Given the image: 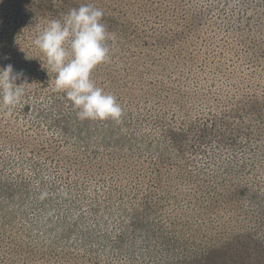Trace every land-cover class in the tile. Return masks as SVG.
Returning <instances> with one entry per match:
<instances>
[{"label":"rangeland","instance_id":"1","mask_svg":"<svg viewBox=\"0 0 264 264\" xmlns=\"http://www.w3.org/2000/svg\"><path fill=\"white\" fill-rule=\"evenodd\" d=\"M54 1L0 0V66L12 64L15 71L24 73L17 84L26 82L25 94L12 109L16 122L9 126L11 133H32L44 119L42 106L34 102L53 101L57 111L68 114L70 123L40 125L52 142L91 129L90 143L99 140L128 166L140 162V175L152 172L155 178L136 184L135 178L128 176L122 181L124 188L117 189L97 183L98 177L83 185L90 188L88 196L71 204L76 212L72 215L83 221L73 220L71 230L67 226L72 222L69 210V220H61L53 228L50 243L67 246L66 250L73 246L90 256H95L100 244H107L113 258L105 257L113 264H156L153 257L162 253L159 250L154 249L152 255L144 244H136L134 253L129 249L136 233L130 223L135 216L131 207L134 200L148 197L147 201L151 198L157 206L166 200L162 212L152 215L154 223L169 220L171 196L176 192L167 172L183 168L191 175L187 178L190 183L199 178L225 186L220 191L225 199H242L234 211L224 207L216 214L207 209L200 217L191 213L193 220L199 218L201 230H208L207 235L218 241L231 235H216L214 229L221 227L252 232L239 241L232 237L227 241L251 245L245 257L264 263V0ZM82 3L103 10L102 22L115 37L108 41L110 61L98 65L92 79L117 97L123 107L119 121L74 120L77 110L65 92L55 89L56 74L32 43L50 20L62 19ZM63 128L68 130L66 136ZM0 147L18 154L10 143ZM35 169L40 170L38 165ZM162 176L167 185L159 187ZM163 177L160 183L165 181ZM111 179L117 181L112 175ZM186 192V196L177 197L180 202L194 200L193 193ZM120 193H124L122 201L112 197ZM67 208L62 205L60 209ZM60 209L55 216H61ZM94 212L102 214L105 223L84 229L96 221L93 217H99ZM108 221L115 227L107 226ZM112 228L114 231H109ZM100 230L105 233L103 239L98 237ZM121 231L126 243L115 238ZM120 247L125 250L117 251ZM69 260L73 264L92 262Z\"/></svg>","mask_w":264,"mask_h":264},{"label":"trees","instance_id":"2","mask_svg":"<svg viewBox=\"0 0 264 264\" xmlns=\"http://www.w3.org/2000/svg\"><path fill=\"white\" fill-rule=\"evenodd\" d=\"M55 3L57 0L54 1ZM79 6L77 4V7ZM172 58L174 57L172 56ZM34 103L42 106L44 119L29 134H25V132L23 134L11 133L13 130L9 126L11 122H16L13 111H8L6 107L0 105V116H2L0 123L4 122L0 129V144L10 143L18 150V154H16L13 150L0 147V150H4L3 153H0V264H73L69 260L70 257L74 259V262L80 263L92 261L91 264H113L112 260L105 257L108 255L113 258L108 251L111 247L107 244H100L99 249L94 253L95 256H90V252L88 254L73 246L69 250L65 249L67 246H53L54 243H50L51 234L55 231L53 228L61 220L72 219V222L67 226L74 230L73 220L83 221L79 220L77 215H72L76 212L71 210L73 208L71 204H78L80 196H88L87 192L90 191V188L83 185L97 179L96 177L99 178L97 183H108L114 185L116 189L124 188L122 181L128 176L134 177L136 184L155 177L151 176L152 172L140 175L142 169L140 162L128 166L121 157L110 148L107 149L99 140L90 143L91 129L86 133L74 136L77 137L76 139L60 137L52 142L50 136L43 132L40 125L49 123L62 127L61 124L68 125L70 123L69 116L67 113L57 111L58 105L53 101ZM76 119L82 122L77 115L74 117V120ZM85 121L90 122L87 119ZM62 130L65 133L68 132L66 128ZM66 135L67 133L63 136ZM46 144L48 145L46 146ZM8 164L13 165L4 170V166ZM36 165L40 168L39 172L35 169ZM109 174L117 181H113ZM189 176L191 175H188L183 168L169 169L167 172L168 179L173 178V190L176 192V196H171L173 198L170 202L172 208L169 211L170 219L167 221L154 223L155 215L152 214L162 212L164 204L168 201L165 200L158 206L156 201H151V198L147 201L149 197L145 201H133L131 209L135 210L133 211L135 216L130 223L136 233L134 242L129 244L131 253L135 252L136 244H141V246L144 244L145 248L150 249L151 254L154 249L159 250L158 253L162 252L153 257L154 260H157L156 264H264L261 260L245 257L247 251H251V245H237L227 241L231 237L239 241L243 235L252 234V232L221 227L214 229L216 235H220V237L226 234L231 235L224 241H218L207 235L208 230H201L199 218L196 220L191 218V213L200 217L201 214L206 213L207 209L212 214H216L224 207H229L228 211H234L236 208H240L238 203L242 200L241 197L233 195L234 197L230 196L225 199L220 192L225 189V186L206 182L199 178L196 182L190 183L187 179L190 178ZM162 177L157 183L159 187L165 182L167 185V180L164 177L165 181L160 183ZM178 181L180 183H177ZM3 189L6 190L3 191ZM187 190L193 193L194 200L180 202L177 197L181 194L186 196ZM2 192L6 193L2 195ZM230 192L233 191L230 190ZM123 195L124 193H120L112 195V197L117 196L118 200L122 201ZM138 203L140 209H138ZM62 205L68 206V211L60 209ZM57 209L62 210L61 216L54 215ZM69 210L71 213H69L68 219L66 212ZM243 211L246 212V210ZM80 213L82 216L81 210ZM95 214L99 217H93L96 221L90 226H83L84 229H93L97 225L105 223L102 214ZM88 218L87 216L86 219ZM193 224H196L195 228H191L194 226ZM115 225L113 221L107 222V226L115 227ZM33 230L37 234H34ZM109 231L113 232L114 228ZM98 232V237L103 239L104 231ZM39 233L42 236H39ZM115 238L121 243H126L122 240V231ZM153 241L158 242L152 244ZM124 250V247H120V250L117 251ZM239 250L241 252H238ZM132 259L138 261L134 254H132Z\"/></svg>","mask_w":264,"mask_h":264},{"label":"clouds","instance_id":"3","mask_svg":"<svg viewBox=\"0 0 264 264\" xmlns=\"http://www.w3.org/2000/svg\"><path fill=\"white\" fill-rule=\"evenodd\" d=\"M104 12L93 4L72 8L62 19L50 20L33 40L55 75V89L66 93L80 120L119 121L123 107L117 97L97 86L93 70L110 61L113 40L102 22ZM48 70V69H47ZM24 76L12 64L0 66V103L11 111L25 94Z\"/></svg>","mask_w":264,"mask_h":264}]
</instances>
